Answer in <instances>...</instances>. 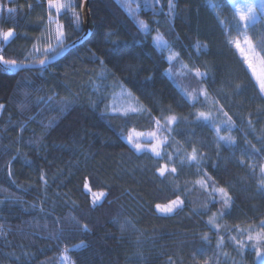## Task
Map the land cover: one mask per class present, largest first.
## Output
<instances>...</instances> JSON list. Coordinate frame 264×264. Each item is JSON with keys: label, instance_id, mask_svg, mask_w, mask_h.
<instances>
[{"label": "trees", "instance_id": "obj_1", "mask_svg": "<svg viewBox=\"0 0 264 264\" xmlns=\"http://www.w3.org/2000/svg\"><path fill=\"white\" fill-rule=\"evenodd\" d=\"M1 2L5 59L35 64L84 33L85 0L59 14L48 0ZM212 2L231 0H91L94 31L63 58L0 65V264H259L264 243L231 237L262 231L264 93L239 80L220 103L208 86L207 53L229 43ZM50 15L65 36L44 55ZM247 31L264 59L263 12ZM177 197L172 213L156 208Z\"/></svg>", "mask_w": 264, "mask_h": 264}, {"label": "rangeland", "instance_id": "obj_2", "mask_svg": "<svg viewBox=\"0 0 264 264\" xmlns=\"http://www.w3.org/2000/svg\"><path fill=\"white\" fill-rule=\"evenodd\" d=\"M247 3H254L256 5V14L255 18L248 20L246 22L247 27L244 26L245 22L240 21L239 19V12L237 11L240 9L241 11L246 12V9L243 8V5ZM262 0H231L230 6L224 7L221 5H218L216 3H210L211 7L219 12H222L227 18L226 28L227 33L229 36V43L228 47L225 50H220L214 45H211V50L208 54V58L215 60L217 64L216 69V80L215 81H207L208 86L218 99L220 103H224L225 98L224 94L232 89L239 80H245L249 83H252V86L256 83L259 84V81L256 79L255 76H253L252 69H250L245 61L246 57H252L253 62L256 65L257 72L261 71L262 68H264V64H262V60L259 57V54H257L251 35L247 31L248 28L259 18L260 12L264 13V8L261 7ZM0 11H2V2L0 0ZM0 18H1V12H0ZM54 23L53 20L49 23V32L50 34H46L48 39L46 42L40 43V46L43 45V52L44 55L53 52L56 48L59 47L60 40L54 39ZM4 31L1 30L0 27V42L1 39H3L2 33ZM52 32V33H51ZM14 35V34H13ZM13 37V36H12ZM12 37H10L9 41ZM246 41H250L251 43H246ZM239 42L244 49L243 52L240 51V49L236 48V43ZM47 44V46H46ZM52 45V49L49 52L45 53L44 49L48 47V45ZM41 49V48H40ZM39 49V50H40ZM1 50V49H0ZM255 81H258L254 83ZM256 84V85H258ZM102 198H98L97 202L100 201ZM181 200V199H180ZM96 202V203H97ZM169 204V203H168ZM168 204L161 205V206H167ZM161 213V212H160ZM167 214V213H165ZM64 264H71L70 260L67 259V257L63 258ZM260 259H258L260 264Z\"/></svg>", "mask_w": 264, "mask_h": 264}, {"label": "snow or ice", "instance_id": "obj_3", "mask_svg": "<svg viewBox=\"0 0 264 264\" xmlns=\"http://www.w3.org/2000/svg\"><path fill=\"white\" fill-rule=\"evenodd\" d=\"M48 5L50 8L54 7L55 11L57 14H59L61 12L62 9L69 7L70 5H66L64 3H61V0H48ZM261 7L264 8V0H262L261 3ZM243 8L246 9V12L241 11L240 9H238L237 11L239 12V19L242 22H245L244 26L247 27L246 22L248 20L254 19L255 18V14H256V5L254 3H247L245 5H243ZM9 11H12V9H9ZM77 19V23L80 22V16L77 15L76 17ZM52 17L51 15L49 16V22H51ZM143 26V25H142ZM56 29H57V39L61 40L64 36L65 33L62 30L63 29V25H60L59 23H57L56 25ZM14 34V29L13 28H8V30L6 32L2 33L3 39L4 40H8L10 37H12ZM246 43H251L250 41H246ZM35 47V45L33 46ZM236 48L240 49L241 52L244 51V49L242 48L241 44L239 42L236 43ZM52 49V45L49 44L47 48L44 49V52L47 53ZM258 55V53L256 54ZM169 60H172L173 57L169 56L168 57ZM245 61L248 65V67L250 69H252V73L253 76L256 77V79L259 81V86H260V91L261 93H264V68L261 69V71L257 72L256 70V65L253 62V58L252 57H246ZM262 64H264V59H262ZM41 64L44 63L43 60L40 61ZM0 64H3L5 66V71H9L11 70L9 67L7 66H15L17 64L16 60H8L5 59L3 55H0ZM198 76H203L205 75V73H201L199 71H197L196 73ZM3 105H0V108H2ZM226 115V114H225ZM208 119L209 117L205 116L204 113H199L198 115V119ZM231 122V118H229V120L227 121V123ZM157 125H159V121H156ZM221 139H230L227 137H221ZM129 140H131V137H129ZM137 150L141 149V146L139 144L135 145ZM152 151L156 153L157 156L160 155L159 152L156 151V146L152 147ZM190 159L195 160L196 157L192 156L190 157ZM165 167H161L158 169V171L160 172L161 175L164 174L165 172ZM172 172H175L176 169L173 168L171 169ZM219 193L221 194V201L224 204L225 208L230 206V201H231V197H228L225 189L221 188L218 190ZM93 203L95 204L98 200L99 197L104 196V193H93ZM183 203V201L180 200L179 197L176 198V200L171 201L167 206H161V205H156V208L158 209L159 212L161 213H172L176 208H178L181 204ZM223 214V212L221 211V215ZM215 215V214H214ZM209 223H212V221L210 220ZM262 225V231L257 233L255 236L249 234L247 236V240H243V239H237L236 236H232L231 239L235 242V244L237 245L238 248H240L241 250L245 247V245L250 242V241H256L257 243H264V221L261 222ZM237 231L240 232L241 236H243V231L240 229H237ZM205 239H207V236H205ZM223 243V237H220V239L218 240V246L220 244ZM253 247H256V256L261 258L260 259V264H264V251H262L259 247H257L256 244L253 245Z\"/></svg>", "mask_w": 264, "mask_h": 264}, {"label": "water", "instance_id": "obj_4", "mask_svg": "<svg viewBox=\"0 0 264 264\" xmlns=\"http://www.w3.org/2000/svg\"><path fill=\"white\" fill-rule=\"evenodd\" d=\"M90 2L91 0H85L84 5H83V22H84V33L82 36H80L79 38L67 43L66 45H64L60 50H58L59 52H57L55 55L44 59V63L41 64L40 62L38 63H26V64H22V63H17L15 66H7L9 67L11 70H9L10 72L13 71H17V70H22L25 68H41L44 67L46 65L52 64L56 61H58L59 59L63 58L68 52H70L71 49H74L75 47H77L78 45L82 44L83 42H85L87 40V38L91 37L93 31H94V23L93 20L91 18V12H90ZM4 69L5 66L3 64H0ZM8 71V72H9Z\"/></svg>", "mask_w": 264, "mask_h": 264}]
</instances>
